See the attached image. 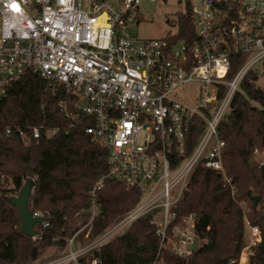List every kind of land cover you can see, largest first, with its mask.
Returning <instances> with one entry per match:
<instances>
[{"label": "built area", "instance_id": "obj_1", "mask_svg": "<svg viewBox=\"0 0 264 264\" xmlns=\"http://www.w3.org/2000/svg\"><path fill=\"white\" fill-rule=\"evenodd\" d=\"M166 0H0V96L26 72H35L72 93L66 116L84 127L105 151V170L88 191L81 214L87 218L65 239L55 258L25 264H102L91 252L121 235L149 214L159 243L151 264H163L162 250L185 257L191 249L195 214L177 218L175 207L198 164L229 183L222 163L224 141L218 124L230 112L233 96L248 72L264 76V0H178L184 8L175 32L139 38L131 23L141 19L144 2ZM189 10L195 38L177 40L179 14ZM238 67L228 76L232 61ZM192 87L194 98L184 100ZM251 104L254 105L253 102ZM197 121L203 131L191 151L186 134ZM58 128L16 129L24 143L55 135ZM7 127L5 133L11 134ZM253 155L264 165V146ZM34 180V178H32ZM107 180L140 192L137 204L115 217L98 235L89 231L100 208L97 200ZM29 202V201H28ZM34 216L44 217L40 211ZM45 218V217H44ZM41 228L47 227L45 219ZM247 241L240 263L260 242L257 225L245 219ZM38 236L37 229L31 236ZM244 256V257H243ZM244 258V260H242Z\"/></svg>", "mask_w": 264, "mask_h": 264}, {"label": "trees", "instance_id": "obj_2", "mask_svg": "<svg viewBox=\"0 0 264 264\" xmlns=\"http://www.w3.org/2000/svg\"><path fill=\"white\" fill-rule=\"evenodd\" d=\"M178 19L176 39L186 40L188 34L195 38L189 10ZM237 61H232L229 77L237 69ZM240 88L244 94L233 96L230 112L217 127L224 141L222 163L230 182L202 164L194 168L173 209L177 218L195 214L197 248L185 257L164 249L159 253L163 264H237L245 246V219L258 226L261 236L250 248L247 264H264V165L259 167V159L253 155L255 147L264 146V86L248 72ZM71 99L72 93L65 88L31 71L12 82L0 97V264L32 263L45 247L63 249L65 239L87 218L81 209L87 205L88 191L97 175L106 168V151L84 131L89 120L78 123L66 116L59 102L72 108ZM34 126L56 127L58 131L27 143L17 139L18 127L29 130ZM7 127L12 131L9 135ZM202 131L203 123L191 125L185 137L186 151H191ZM32 178L31 210H43L49 222L44 228L35 225L38 236L34 239L20 231L17 209L8 202L17 196L23 182ZM254 195L260 196L256 208L251 201ZM139 198L137 189L107 180L97 195L100 211L89 238L134 207ZM158 243L155 226L146 214L83 261L99 256L102 264H151Z\"/></svg>", "mask_w": 264, "mask_h": 264}, {"label": "rangeland", "instance_id": "obj_3", "mask_svg": "<svg viewBox=\"0 0 264 264\" xmlns=\"http://www.w3.org/2000/svg\"><path fill=\"white\" fill-rule=\"evenodd\" d=\"M109 1L113 3L115 2V0H109ZM183 8H184L183 3L181 1L178 2V0H166V2L155 1L151 3L144 2L140 6L141 19L140 21H138V23L135 22L131 23L130 26L131 32L133 35L139 38H162L167 34L173 33L175 32V26H173L169 22L175 20L178 12H181ZM258 83L261 86H264V76L259 78ZM181 92H183L182 94L184 96V100L187 102H191L192 99L194 98V93L192 91L191 86H187L184 89H181ZM33 190L34 189L32 187L31 195L33 194ZM30 197H29L28 207L31 210ZM36 211L42 212L43 210H36ZM245 233L246 234L244 240L247 241V233H248L247 227L245 228ZM64 249L65 248L62 249L53 246L45 247L38 254L37 259L33 260L32 262L51 260L55 258V256H57L59 253L63 252ZM245 252L247 255L245 264H247L248 257L251 253H249V251H245ZM240 256L237 264L240 263L239 262ZM242 260H244V258H242ZM241 264H244V262L242 261Z\"/></svg>", "mask_w": 264, "mask_h": 264}, {"label": "water", "instance_id": "obj_4", "mask_svg": "<svg viewBox=\"0 0 264 264\" xmlns=\"http://www.w3.org/2000/svg\"><path fill=\"white\" fill-rule=\"evenodd\" d=\"M18 139V138H17ZM34 181L32 179H26L17 196L8 198V202L13 204L18 212V216L21 221L20 231L28 236H33L35 234V225L44 222L45 218L40 216H34L32 211L28 207L29 196L31 194ZM260 199L259 195H254L251 197L252 207L256 208L257 203ZM198 238L195 236L193 238V243L191 249L194 251L197 248Z\"/></svg>", "mask_w": 264, "mask_h": 264}]
</instances>
